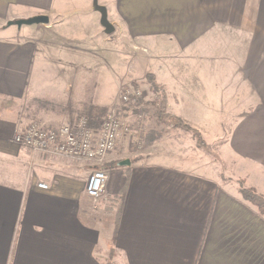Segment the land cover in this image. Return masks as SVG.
I'll use <instances>...</instances> for the list:
<instances>
[{"label":"crops","instance_id":"obj_1","mask_svg":"<svg viewBox=\"0 0 264 264\" xmlns=\"http://www.w3.org/2000/svg\"><path fill=\"white\" fill-rule=\"evenodd\" d=\"M40 15L47 25L15 23ZM98 57L147 67L185 122L246 107L225 148L264 194V0H0V264H264V215L173 161L163 128L150 142L140 141L149 124L123 132L98 200L86 193L95 165L13 142L29 114L45 128L84 115L71 90Z\"/></svg>","mask_w":264,"mask_h":264},{"label":"rangeland","instance_id":"obj_2","mask_svg":"<svg viewBox=\"0 0 264 264\" xmlns=\"http://www.w3.org/2000/svg\"><path fill=\"white\" fill-rule=\"evenodd\" d=\"M24 27L27 29V25ZM117 44L121 51L126 49V45L122 41H117ZM89 60H87L89 64L85 68L87 71L82 75V83L76 90H71L72 94L82 101L85 113L92 110L102 114L101 119L103 120L113 107L120 106L118 116L123 123V132L128 136L133 133L129 129L140 130L143 125L146 128L149 124V127L154 131L155 128H163V132L161 131L163 141L159 143H166L165 146L163 145V149L168 150L173 161H186L216 179L221 185L229 186L235 192L240 193V189L246 187L259 193L257 189L248 185L246 179L236 170L237 161L232 159L231 153L225 148L232 119L236 118L244 107L212 106L210 121L186 122L190 128L198 130L199 134L194 135L191 130L159 123L156 105L157 94L154 93L150 83L154 80V75L146 73L147 67H137L138 70L130 71L122 57L115 58L114 62L111 59L107 61L104 57ZM129 87L143 91V97L135 103L121 107L118 105L119 97ZM222 102L224 103V100ZM30 122V124H40L37 120ZM126 130L127 132H125ZM161 132L159 131L160 135ZM119 142L121 141L119 140ZM138 145L140 146V143L136 144V146ZM147 154L146 150H141V156Z\"/></svg>","mask_w":264,"mask_h":264},{"label":"built area","instance_id":"obj_3","mask_svg":"<svg viewBox=\"0 0 264 264\" xmlns=\"http://www.w3.org/2000/svg\"><path fill=\"white\" fill-rule=\"evenodd\" d=\"M142 97L143 91L129 87L120 95L118 105L125 107ZM119 109L120 106L113 107L97 130L89 126L85 116L79 117L74 124L58 128H45L39 123H32L25 130L17 132L13 142L29 148L33 153L41 152L95 165L87 181L86 193L91 199L98 200L108 181V173L103 168L106 158L116 150L123 135ZM39 187L44 190L49 188L46 183H40Z\"/></svg>","mask_w":264,"mask_h":264},{"label":"trees","instance_id":"obj_4","mask_svg":"<svg viewBox=\"0 0 264 264\" xmlns=\"http://www.w3.org/2000/svg\"><path fill=\"white\" fill-rule=\"evenodd\" d=\"M151 87L155 94H157V117L160 124H163L165 126H172L174 128H182V129H188L194 132V135H198L199 132L197 129L190 128V126L180 119L179 117L175 116L173 113H170L168 111V101L165 92L160 88V86L155 83L154 80L150 81ZM106 110V109H105ZM104 110V112H105ZM102 111V110H101ZM31 120H35V115L29 114ZM83 116H85L89 121V126L95 130L100 128V123L102 121L101 117L102 114L95 113L94 111L90 110L89 112H86ZM39 122V121H38ZM159 132L158 131H149L146 133H143L140 137V141L144 142H150L153 141ZM245 184V183H244ZM240 194L242 197L250 202L252 205H254L261 214L264 215V195L256 192L252 188H246L242 187L240 189Z\"/></svg>","mask_w":264,"mask_h":264},{"label":"water","instance_id":"obj_5","mask_svg":"<svg viewBox=\"0 0 264 264\" xmlns=\"http://www.w3.org/2000/svg\"><path fill=\"white\" fill-rule=\"evenodd\" d=\"M15 23L18 25V27H21L22 25L31 26L36 24L47 25L49 23V18L45 15H40V16L31 17L29 19H20L15 21ZM101 24L105 28L107 33L111 34L114 32V27L108 22L107 13L105 10L103 11L102 14ZM125 165H130V161L127 160L120 163V166H125Z\"/></svg>","mask_w":264,"mask_h":264}]
</instances>
